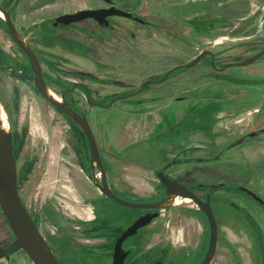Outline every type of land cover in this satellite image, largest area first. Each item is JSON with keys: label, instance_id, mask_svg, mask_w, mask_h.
I'll use <instances>...</instances> for the list:
<instances>
[{"label": "rangeland", "instance_id": "374dc122", "mask_svg": "<svg viewBox=\"0 0 264 264\" xmlns=\"http://www.w3.org/2000/svg\"><path fill=\"white\" fill-rule=\"evenodd\" d=\"M61 1L63 11L98 3V0ZM126 4L128 10L145 17L154 28L153 31L150 28L143 31L141 28L139 39H142L145 56L138 65V76L131 85L160 77L175 65L192 62L202 50L216 54L213 65L217 67L233 61H247L264 50V0H127ZM152 49L154 57L147 56V51ZM209 61L206 56L195 66L172 73L158 85L159 97L192 92L188 98L192 104L197 102V108L193 112L195 120L190 125L187 124V120L192 118L190 115L178 118L174 113L178 106L171 104L169 108L171 118L181 121L180 124L172 123L182 136L178 137L182 140L181 144L197 149L185 153L180 159L187 160V155L212 160L221 157L218 162H212L213 167L207 165L206 171L215 174L218 170L223 181H227L232 174L248 175L254 169L264 167V134L261 135L262 140L254 144V148V142L247 146V150L253 148L249 152L250 158L242 149L235 153L229 150L215 153V148L211 150L210 147L225 146L246 132L253 108L259 109L258 116L264 127V55L247 66L229 67L222 74L210 68ZM64 62L66 69L78 70H87L84 66L89 64L84 58H79L78 62ZM218 76H234L245 82L218 83L222 82ZM187 82H192V86ZM154 87L156 85H150L145 92L150 93ZM201 92H206V97L201 96ZM0 96L9 114L8 131L15 142L17 188L21 200L36 218L41 232L52 244L59 260L62 264H110L106 256L110 254L109 244L114 236L109 237L102 228H87L75 223L94 220L90 200L102 197L93 186L94 168L90 166L91 156L86 148L87 140L82 127L54 106L41 101L37 96L33 97L28 88L1 69ZM220 103L223 104L219 106ZM203 104L206 105L198 108V105ZM75 107L83 109L97 129L104 160L146 161L158 157L151 150L152 145H158L157 134L144 143L143 149L148 153L143 154L141 143L122 149L110 139L109 131H106L111 124L119 128L120 120L116 115L122 112L120 107H128V110H140L141 107L114 105L111 110L96 109L95 112L87 105L79 104ZM210 115L214 116L213 120L206 121ZM168 133V136L173 135L171 131ZM174 152H169V156ZM78 161L81 166L85 164L86 171L90 170V180L85 178ZM208 178L213 182L219 180L214 176ZM256 182L257 190L264 198V173ZM216 190V193L236 202L251 217L256 216L257 232H263L261 256L264 257V207L244 193L228 188ZM175 211L173 208L162 210L163 215L156 221V224H160L158 234L147 232L145 239L159 237L165 241L181 242L182 225L173 224ZM61 216L68 217L72 223L63 220ZM99 222L101 225L103 220ZM55 225H64L66 238L63 245H56L58 239ZM232 225L230 220H222L219 226L220 239L211 264H235V257L239 258L240 264H254L253 257L259 255L258 250L252 246V240L246 232L237 231ZM13 239L14 235L0 209V247ZM65 250L72 255L66 254ZM0 264L33 262L20 249L8 258H0Z\"/></svg>", "mask_w": 264, "mask_h": 264}, {"label": "flooded vegetation", "instance_id": "af4514ba", "mask_svg": "<svg viewBox=\"0 0 264 264\" xmlns=\"http://www.w3.org/2000/svg\"><path fill=\"white\" fill-rule=\"evenodd\" d=\"M126 2L127 0H98V3L93 5L89 4L88 6L75 10L63 11L61 0H0V10L2 9L8 13L7 18L3 11H0L2 14H0V69L6 71L9 77L14 78V80L19 82L23 87L28 88L33 97L37 96L41 101H45L54 106L40 92L34 62L12 36L8 24V21H10L16 36L29 47L34 54L39 64L41 76L48 95L49 90H51L59 97L57 101H66L71 108L86 117L99 148L106 174V182L111 193L130 202L153 203L160 201L161 203V207L157 208H130L117 203L109 195L103 193L100 188L102 180L101 172L92 158L88 138L82 129L87 140L86 148L91 156L90 166L92 169L94 168L93 177H95V179L93 186L102 197L90 200L92 205L91 212L93 213L94 220L89 221L90 223L87 221H75V223L77 222L81 224L82 227L87 228H102L106 235L109 237L114 236L113 241L109 244L110 254L106 256L107 261L112 264L114 245L121 233L140 215L156 213V216L149 223L139 228L137 233L128 236L122 242L124 247L131 248V251L124 259V264H200L207 252L209 244L210 229L207 216L198 204L190 198L175 194L168 195L165 186L161 183L157 174L164 173L169 178L175 179L177 182L185 185L203 201H205L206 197L209 195L211 208L217 222V245L215 252L220 239L219 226L222 220L226 218L233 222V229L246 232L249 238H251L252 246L255 250H258L257 252L259 254L253 257L252 262L254 264H264V257L261 256L263 252V232H257L258 225L256 216L253 215L251 217L236 202L225 198L223 194L215 192L217 188L232 189L238 193L246 194L253 201L264 207V198L259 194L256 184V181L259 180L264 173V167H258L248 175H241L240 173H238V175L232 174V177H227V181H223L218 170L214 169L216 170L215 174L206 171L208 168L207 165L213 167L212 162L219 161L221 157L212 160L213 158L203 159L199 156L191 157L187 155V160L180 159L185 153H191L197 149H194L195 147L192 148L191 146L182 145V140L178 138L181 134L178 133L177 129L174 131V137H167L166 134L173 130L172 123L170 126V122H167L165 128L159 129L157 134L158 145L156 147L152 145L151 147L152 153H156L155 156H158L156 159L146 161H106L104 160L98 143L97 129L94 128V125L85 111L75 107V105L79 104L87 105L95 112L96 109L111 110L114 105L143 108L142 105L144 104H156L163 101L169 106L171 104L177 105V102L189 100L190 98H188V96L192 95V92L179 96L160 98L158 85L163 83L166 78L178 69L193 67L206 56L210 59V68H214L216 73L219 74H222L223 71L229 67H244L238 65L240 62L237 61L225 63L220 67H217L215 64L212 65V61L216 60V54L212 52L213 58L209 54L204 55L193 66H188L191 62L175 65L179 67L171 71L164 79L162 78L165 76L166 72L175 66L165 71L160 77L131 85V83H134L133 79H136L138 76V65L145 56L142 39H139V34L142 33L141 28L144 29L143 31H147L149 28L152 29V27L145 17L137 14L135 11L128 10ZM110 6L129 11L133 16L128 18L119 15H110L103 18L101 21L94 18H86L67 24L59 19V16L64 13H71L79 9L106 8ZM127 20H129L130 23ZM131 23H134L136 26L134 27ZM153 30L154 28L152 31ZM154 54L153 49L146 53L147 56L152 55V57H154ZM79 58H84L89 61L90 65L84 66L87 70L65 68L64 61L74 60L78 62ZM227 64L231 65L227 66ZM223 67L225 68L222 69ZM218 78L222 81L218 83L223 84H240L245 82L237 80L234 76H218ZM230 78L233 80H229ZM191 83L192 82H187L189 86H192ZM150 85H156V87L152 88L150 93L148 91L145 92ZM206 92H201V96L206 97ZM0 100L4 106L2 96H0ZM204 103L207 102L205 101ZM193 104L196 105L197 102ZM205 105L206 104L198 105V108H202ZM54 107L61 111L56 106ZM192 107L194 108V106ZM120 108L122 112L134 111V109L128 110V107ZM61 112L65 116L70 117L63 111ZM7 115L9 117L8 112ZM213 118L214 116L211 117L212 120ZM106 131H108V129H106ZM262 134H264V127L255 126L248 129L246 132H242L232 143L222 147L216 145L210 147H212L211 150L215 148V153L228 150L235 153L250 145L253 142L252 140L261 141ZM12 140L13 154L15 155V142L13 137ZM144 147L145 145L142 146V148ZM169 152H174V154L169 156ZM15 159L16 156H14V160ZM80 163L81 162L78 161L79 168L83 172L85 178L90 180L89 176H92L90 170L86 171L85 164L82 163L83 165L81 166ZM95 169H97V172H95ZM208 176H214L219 180H217V182L209 181ZM242 188H246L253 192L255 196L260 199L255 198ZM174 196H178L180 199L187 198L189 200H180L179 202L172 201L163 205L165 201H169ZM225 202H232L237 207L236 217L229 218L224 214L222 208H224ZM214 206H218L221 209L215 213ZM166 208L177 210L173 215V224L182 225L180 233L181 242L176 241L174 243L171 240L165 241L159 239V237L151 240L145 239L147 232L152 231V235L158 234V227L160 224H156L158 223L156 221L163 215L161 211ZM29 213L31 214L30 211ZM51 213L53 214V212ZM31 216L38 225L36 218L32 214ZM242 216L246 218V221L240 220ZM61 218L72 223L66 216H61ZM101 220H103V222L100 225L101 222L99 221ZM55 229V234L57 235L56 239H58L56 245L59 243L63 245L62 242L66 238L64 225H55ZM43 236L50 244L52 251L59 260L52 244L44 234ZM64 252L68 255H72L68 250ZM214 255L209 264L214 260ZM235 258V264H240L239 258ZM59 262L61 263L60 260Z\"/></svg>", "mask_w": 264, "mask_h": 264}, {"label": "water", "instance_id": "95a60500", "mask_svg": "<svg viewBox=\"0 0 264 264\" xmlns=\"http://www.w3.org/2000/svg\"><path fill=\"white\" fill-rule=\"evenodd\" d=\"M2 10V9H1ZM5 16L8 18V13L2 10ZM110 15H119L123 17H132V13L123 9L116 8L114 6L110 7H99V8H83L76 10L71 13H64L59 16V19L63 21V23L67 24L69 22H76L86 18H94L98 21H101L103 18ZM141 21L139 18H137ZM10 32L15 40L19 43L22 49L28 54L30 59L34 62L37 79L40 92L45 96V98L58 109L63 111L65 114L70 116L75 122H77L82 129L84 130L89 143L90 152L93 160L98 166L101 172V191L107 195H109L114 201L117 203L127 206L130 208H157L161 207L160 201L153 203H135L130 202L115 194L111 193L107 182H106V174L103 167V163L101 160L99 148L97 146V142L95 140V136L92 132V129L86 119V117L82 114L76 112L73 108H71L66 101H57L54 100L51 96L46 93L45 85L41 76L39 64L31 52L30 48L27 47L14 33L13 25L8 21ZM211 55L213 58V53L210 50H202L196 59L189 63L188 66L195 65L200 58L204 55ZM264 54V50L256 53L251 59L240 62L238 65L246 66L253 62H255L261 55ZM213 65V61H212ZM231 65V64H227ZM179 66L173 67L171 70L166 72L164 79L171 71L177 69ZM226 67V66H225ZM223 67L222 69H224ZM16 163L14 160L13 154V140L12 135L8 131L7 134H3L0 130V209L10 227L14 239L0 247V258L5 257L8 258L13 252H16L22 249L31 259L33 264H61L59 260L56 258L54 252L52 251L51 246L41 233L36 224L35 220L26 209L24 204L21 201L19 196V191L17 188V171H16ZM161 183L165 186L166 193L168 195L175 194L182 197H188L194 202L198 204L201 210L206 214L207 220L209 223V244L207 252L200 264H209L213 258L215 253L216 245H217V222L214 216V213L211 208L209 195L206 197L205 201L201 200L197 197L193 192H191L185 185L177 182V180L169 178L164 173H157ZM222 185V184H220ZM247 193L251 194L257 199L255 194L246 188H242ZM156 213H147L142 214L137 217L117 238L114 245V252L112 257V264H124V259L126 255L131 251V248L124 247L122 242L128 236H131L137 233L138 229L149 223L154 217Z\"/></svg>", "mask_w": 264, "mask_h": 264}, {"label": "crops", "instance_id": "0c3cea01", "mask_svg": "<svg viewBox=\"0 0 264 264\" xmlns=\"http://www.w3.org/2000/svg\"><path fill=\"white\" fill-rule=\"evenodd\" d=\"M222 104H219V106ZM176 106H178V109L174 113L177 115L178 118H185L187 115H190L192 117L191 119L187 120V124L190 125L192 120L195 118L193 117L195 115L193 114V112L196 110L195 105L192 104V102H190L189 100H183L181 102H177ZM192 106H194V108ZM142 107L143 108L140 110L121 112L119 115H116L117 119L120 120L119 128L116 125L112 124L108 128L110 139L113 140V142L116 145H119L122 149L135 146L137 143H141L140 145L144 146L151 136H155V134H158L159 129L165 128L167 122H170V126L171 123L180 124L181 122L177 119L171 118V114L169 111L170 106L165 101L156 104H144L142 105ZM164 112H166V114ZM250 113L251 119L246 125V130L251 129L255 126L262 125V119L258 116L259 109L253 108ZM207 117L208 118H206V121H210L212 120L211 117L213 116L210 115ZM173 124V130H171V132H173L172 137L175 136L174 131L176 130ZM168 135L169 133L166 134L167 137H169ZM252 141L254 142V148V144L259 143V141ZM253 148L251 147L249 148V150H247L246 146L242 150L245 151L249 157V152H251ZM142 153L147 154L148 151L143 149Z\"/></svg>", "mask_w": 264, "mask_h": 264}, {"label": "bare ground", "instance_id": "6f19581e", "mask_svg": "<svg viewBox=\"0 0 264 264\" xmlns=\"http://www.w3.org/2000/svg\"><path fill=\"white\" fill-rule=\"evenodd\" d=\"M45 90H46V93L48 94L47 89H45ZM49 96H51L52 98H54L56 100H59V97L56 96L51 90H49ZM9 126H10V122H9L8 117H7L6 109H5V107L3 106V104H2V102L0 100V130H1V132L3 134H7L8 130H9ZM180 200L188 201L189 199H187V198L180 199L178 196H174L169 201H165V203H163V205H165V204H167L169 202H172V201L179 202Z\"/></svg>", "mask_w": 264, "mask_h": 264}, {"label": "trees", "instance_id": "16d2710c", "mask_svg": "<svg viewBox=\"0 0 264 264\" xmlns=\"http://www.w3.org/2000/svg\"><path fill=\"white\" fill-rule=\"evenodd\" d=\"M229 80H233V79H229ZM242 82V81H241ZM215 209H217L218 211H219V209H221V208H219L218 206H214V210ZM222 210L224 211V214L227 216V217H229V218H232V217H236L237 215H236V213H237V207L232 203V202H226L225 203V207L224 208H222ZM240 220L242 221H246V218L244 217V216H242L241 218H240ZM62 226V225H61Z\"/></svg>", "mask_w": 264, "mask_h": 264}]
</instances>
